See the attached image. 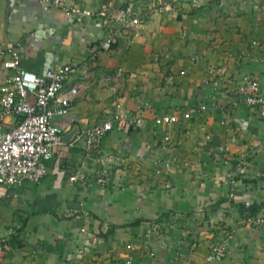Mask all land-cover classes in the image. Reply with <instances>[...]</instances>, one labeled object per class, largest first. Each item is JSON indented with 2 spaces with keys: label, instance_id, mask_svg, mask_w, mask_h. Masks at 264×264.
<instances>
[{
  "label": "crops",
  "instance_id": "obj_1",
  "mask_svg": "<svg viewBox=\"0 0 264 264\" xmlns=\"http://www.w3.org/2000/svg\"><path fill=\"white\" fill-rule=\"evenodd\" d=\"M66 1L109 12L129 0ZM103 37L37 0H0V49L22 42L23 68L78 64L67 85L82 87L62 130L114 120L117 102L144 120H114L101 150L117 163L103 184L96 155L73 141L55 148L39 183L0 187V264H264V230L252 223L264 213V119L237 94L246 79L264 92V0H181L130 43ZM8 73L0 61V85ZM200 104L189 120L153 122ZM244 161L230 198L228 174ZM228 232L225 257L206 262Z\"/></svg>",
  "mask_w": 264,
  "mask_h": 264
},
{
  "label": "built area",
  "instance_id": "obj_2",
  "mask_svg": "<svg viewBox=\"0 0 264 264\" xmlns=\"http://www.w3.org/2000/svg\"><path fill=\"white\" fill-rule=\"evenodd\" d=\"M37 1L44 7L62 9L79 24H91L103 33L105 43H112L121 37L130 43V32L151 15L175 12L181 0H129L109 12L69 4L66 0ZM182 35L185 36V33ZM21 48L22 42L7 41L0 49V61L9 71L0 85V187L6 188L19 186L24 182L37 184L46 175L47 161L53 157L55 148L65 144L62 139L65 131L60 128L57 120L71 114L73 102L82 87L80 82L67 85V81L78 69L77 63L58 64L36 73L20 65ZM237 94L243 103L255 108L259 118L264 119V92L260 90L258 80L246 79L238 87ZM206 109V104H200L186 110L156 115L153 122L156 126L169 125L199 116ZM114 118L118 128L125 124L141 125L144 121L142 117H128L127 111L119 102L115 104ZM114 120L79 128L73 138V141L82 142L88 156L96 155V181L100 184L107 180L117 163L116 156L101 150V142L114 128ZM168 139L165 137V140ZM222 150L224 147L218 148V151ZM242 163L241 167L228 174L230 198L234 196L233 187L238 174L245 171L247 162ZM255 175L261 176V173ZM243 204L249 207L252 203L244 200ZM252 223L264 230V213L256 214ZM232 238L233 234L228 232L219 241L210 244L206 262L221 261ZM123 264H134L133 256L128 255Z\"/></svg>",
  "mask_w": 264,
  "mask_h": 264
},
{
  "label": "water",
  "instance_id": "obj_3",
  "mask_svg": "<svg viewBox=\"0 0 264 264\" xmlns=\"http://www.w3.org/2000/svg\"><path fill=\"white\" fill-rule=\"evenodd\" d=\"M78 126H73L69 131L65 132L62 139L65 144H70L73 141L74 135L78 132Z\"/></svg>",
  "mask_w": 264,
  "mask_h": 264
},
{
  "label": "trees",
  "instance_id": "obj_4",
  "mask_svg": "<svg viewBox=\"0 0 264 264\" xmlns=\"http://www.w3.org/2000/svg\"><path fill=\"white\" fill-rule=\"evenodd\" d=\"M248 211H249V213L252 215V214H254L255 212H256V207H249L248 208Z\"/></svg>",
  "mask_w": 264,
  "mask_h": 264
}]
</instances>
